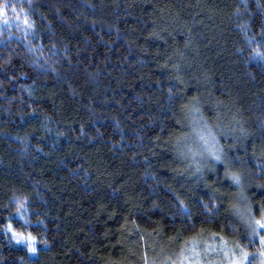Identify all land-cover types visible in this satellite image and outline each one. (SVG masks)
I'll return each instance as SVG.
<instances>
[{"label":"trees","instance_id":"1","mask_svg":"<svg viewBox=\"0 0 264 264\" xmlns=\"http://www.w3.org/2000/svg\"><path fill=\"white\" fill-rule=\"evenodd\" d=\"M0 6V264L260 247L264 0Z\"/></svg>","mask_w":264,"mask_h":264},{"label":"rangeland","instance_id":"2","mask_svg":"<svg viewBox=\"0 0 264 264\" xmlns=\"http://www.w3.org/2000/svg\"><path fill=\"white\" fill-rule=\"evenodd\" d=\"M198 134V141L201 142V146L206 152H211L215 147L212 146V141L205 134L195 132ZM195 140V139H194ZM197 142V141H196ZM211 149V150H210ZM215 151V150H214ZM247 200H245L244 195H240L237 212L238 215L243 219L249 231L255 240H258L260 247L256 250H249L245 247H233L225 241H220L213 238H202L197 242H193L188 245L184 252L175 253L168 256L163 260L162 256L155 259L152 264H240L242 258V252L247 253V259L243 260V264H264V244L260 242V236L264 235V230L257 228L258 234H253L252 225L254 219H261L260 216H256L251 209L245 205ZM244 205V206H243ZM168 255V254H167ZM166 255V256H167Z\"/></svg>","mask_w":264,"mask_h":264},{"label":"snow or ice","instance_id":"3","mask_svg":"<svg viewBox=\"0 0 264 264\" xmlns=\"http://www.w3.org/2000/svg\"><path fill=\"white\" fill-rule=\"evenodd\" d=\"M13 11H15V9H13ZM3 7L0 6V15H3ZM213 155H215V153H213ZM215 158L217 160L220 159V157L218 155H215ZM232 179L234 181H236L237 183L239 182V177L234 175L232 176ZM9 229H11V225L8 226ZM257 228L261 229V230H264V210L261 211V219H254L253 220V225H252V232L253 234H258L257 233ZM18 236L17 233H13V237L16 238ZM29 241H31L33 238L32 237H28ZM260 242L261 244H264V235H261L260 236ZM29 248L31 251L35 252V248H32L31 245H29ZM261 255H264V252L261 253ZM247 256L248 254L247 253H243L242 252V258H241V261H240V264H243V260L244 259H247Z\"/></svg>","mask_w":264,"mask_h":264}]
</instances>
